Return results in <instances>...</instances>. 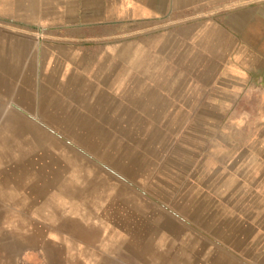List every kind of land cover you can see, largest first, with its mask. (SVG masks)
<instances>
[{
	"label": "rangeland",
	"instance_id": "obj_1",
	"mask_svg": "<svg viewBox=\"0 0 264 264\" xmlns=\"http://www.w3.org/2000/svg\"><path fill=\"white\" fill-rule=\"evenodd\" d=\"M57 1L0 0V264H264V0Z\"/></svg>",
	"mask_w": 264,
	"mask_h": 264
},
{
	"label": "crops",
	"instance_id": "obj_2",
	"mask_svg": "<svg viewBox=\"0 0 264 264\" xmlns=\"http://www.w3.org/2000/svg\"><path fill=\"white\" fill-rule=\"evenodd\" d=\"M65 1L58 0L54 3V12L63 17L65 22H74L78 24H98L107 22L109 11L114 8L121 10L122 15L116 21H124L130 18L137 20L159 19L168 7H171L172 0H71L73 5L72 17L67 15ZM113 21V20H112ZM111 21V22H112ZM69 264V263H67Z\"/></svg>",
	"mask_w": 264,
	"mask_h": 264
}]
</instances>
